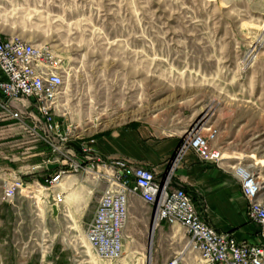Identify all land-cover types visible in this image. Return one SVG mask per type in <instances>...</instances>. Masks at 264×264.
Masks as SVG:
<instances>
[{"label": "rangeland", "instance_id": "374dc122", "mask_svg": "<svg viewBox=\"0 0 264 264\" xmlns=\"http://www.w3.org/2000/svg\"><path fill=\"white\" fill-rule=\"evenodd\" d=\"M0 33L51 48L64 76L53 121L68 148L121 130L154 142L215 131L210 150L240 154L264 206V0H0ZM33 180L23 227L0 234V264H166L179 254L195 264L181 228L151 221L120 260L99 259L84 232L104 184L90 172L66 174L60 223L33 228L30 210L50 204ZM139 211L151 217L142 201Z\"/></svg>", "mask_w": 264, "mask_h": 264}, {"label": "built area", "instance_id": "2783aa9c", "mask_svg": "<svg viewBox=\"0 0 264 264\" xmlns=\"http://www.w3.org/2000/svg\"><path fill=\"white\" fill-rule=\"evenodd\" d=\"M63 80L49 46L27 42L17 36L6 38L0 33L3 115L48 150L49 157L33 170H47L51 165H58L52 175L38 183L50 200L49 208L55 206L60 210L62 197L54 194L66 174L90 172L95 182L104 184L84 232L89 247L99 259L109 262L121 259L129 199L137 197L151 207L152 225L164 223L183 230L188 240L186 250L195 255V264H264V242H240L230 234L217 232L202 218V210L193 196L181 188L170 187V171L186 151L191 150L208 164L220 161L219 152L209 148L216 137L215 131L208 130L204 136L197 129L190 130L173 153L168 171L161 179L146 167L126 159L105 160L88 149L78 154L68 148L69 138L53 121ZM235 175L247 203V219L260 228V236L264 239V206L259 202L261 186L245 169L238 167ZM21 192L33 195L32 187L21 177L12 178L4 186L2 202L13 204ZM166 264H185V259L179 254Z\"/></svg>", "mask_w": 264, "mask_h": 264}, {"label": "crops", "instance_id": "0c3cea01", "mask_svg": "<svg viewBox=\"0 0 264 264\" xmlns=\"http://www.w3.org/2000/svg\"><path fill=\"white\" fill-rule=\"evenodd\" d=\"M2 104L3 98L0 94V234L9 232L13 228L16 230L22 228L24 222L20 215L26 205L33 206L32 198L22 194L18 195L11 205L3 203L1 197L5 184L14 177H21L22 181L30 186L29 182H34L33 179L43 181L55 171L48 168L33 170L46 161L49 152L42 142L36 146L35 140L29 134L4 117ZM179 139L167 137L155 142L147 141L146 136L140 132L121 130L78 144V148L72 150L81 154L88 149L92 154L109 161L126 159L146 167L161 179L168 171L166 161L175 152ZM219 154L221 159L217 164H208L201 161L191 150L186 151L170 171V187L181 188L193 196L195 203L202 210V218L217 232L230 234L240 242L254 244L264 242L260 236V228L249 222L246 216L247 203L241 194L240 184L235 175L238 166L236 161L239 160L236 155L240 154L228 152H219ZM64 178L55 188V191L58 190L63 194L64 209L59 210L56 217L53 216L50 208L30 210L29 217L33 222V228H49L51 224L60 223L63 211L66 212L69 207L65 196L70 188V182L65 181L61 184ZM140 207L139 198L129 199L123 244L133 236L144 234L147 230V222L148 229L150 228L152 209L148 206L151 217L147 218L145 212L139 211ZM94 212L95 207L91 218ZM159 229L162 230L163 226Z\"/></svg>", "mask_w": 264, "mask_h": 264}, {"label": "water", "instance_id": "95a60500", "mask_svg": "<svg viewBox=\"0 0 264 264\" xmlns=\"http://www.w3.org/2000/svg\"><path fill=\"white\" fill-rule=\"evenodd\" d=\"M49 170H56L58 169V165H51L48 167ZM52 213L53 216L56 217L58 215V209L55 206H52Z\"/></svg>", "mask_w": 264, "mask_h": 264}]
</instances>
